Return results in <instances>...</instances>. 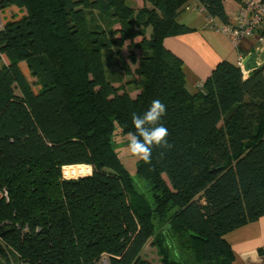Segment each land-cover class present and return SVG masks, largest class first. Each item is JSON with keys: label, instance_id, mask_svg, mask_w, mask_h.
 I'll list each match as a JSON object with an SVG mask.
<instances>
[{"label": "trees", "instance_id": "16d2710c", "mask_svg": "<svg viewBox=\"0 0 264 264\" xmlns=\"http://www.w3.org/2000/svg\"><path fill=\"white\" fill-rule=\"evenodd\" d=\"M189 1L144 0L135 13L126 0H0L1 12L23 13L0 28V259L154 264L149 245L160 264H234L226 234L264 216V68L245 77L225 60L189 93L183 61L164 46L192 32L178 23ZM198 2L230 24L225 0ZM126 42L140 51L135 98L107 69ZM155 99L171 148L138 161L150 201L112 140ZM80 165L91 174L63 179Z\"/></svg>", "mask_w": 264, "mask_h": 264}, {"label": "crops", "instance_id": "0c3cea01", "mask_svg": "<svg viewBox=\"0 0 264 264\" xmlns=\"http://www.w3.org/2000/svg\"><path fill=\"white\" fill-rule=\"evenodd\" d=\"M230 2L232 3L231 8L228 7ZM224 5L230 24H236L238 2L236 0H225ZM6 11L10 12V17L4 16V22L9 21L11 16L20 10L12 7ZM22 14L21 12L19 16ZM178 23L190 28L192 32L168 37L164 40V46L183 61L186 89L191 94L198 91L214 68L222 61L227 60L239 65L241 57L245 59L248 56H253L259 65L264 64L261 61L264 53L261 55L256 50L255 38L242 39L240 48L236 50L226 36L210 29L208 14L198 0H190L182 8L178 16ZM216 23L222 24L219 19H216ZM3 63L4 60L0 56V66ZM136 65H138V62ZM66 169L70 170V176L77 175L72 174V169L76 170L75 166ZM69 170L66 172L68 173ZM78 174H80V171ZM225 240L232 248L234 264H264V216L256 222L249 223L226 234Z\"/></svg>", "mask_w": 264, "mask_h": 264}, {"label": "rangeland", "instance_id": "374dc122", "mask_svg": "<svg viewBox=\"0 0 264 264\" xmlns=\"http://www.w3.org/2000/svg\"><path fill=\"white\" fill-rule=\"evenodd\" d=\"M126 1H127L126 3L128 5V7H130L132 10H134L135 13L140 12L144 8L147 7V4L144 2V0H126ZM231 5H232V3L230 2L228 4V7L231 8ZM1 13H3V14H1L2 22L4 21V16L10 17L9 11L5 10L4 12H1ZM20 13H21V11L16 12L15 15L18 16ZM136 25H137V27L141 28V26H139L137 23H136ZM118 28H119V25L117 23H115V24L113 23V25L111 26L112 32H114V31L116 32V30ZM151 30H152L151 28L145 29V33H146V36L148 38L151 35V32H152ZM141 40H142L141 36L136 37V39L134 40V43H139ZM119 52L121 53L122 60H119L116 55H113V54L111 55V52H109L110 56L108 55L107 59H106L107 60L108 74L112 77H117L118 83L115 84L116 87H120V86L125 87V89L131 93V96L133 98H135L139 94V90H137L135 85L132 84L131 82L137 78L134 75V71L138 68V65H136V63L131 60V53H135V55L137 57H139L140 51L137 50L135 52V50H132L130 42H126L125 46ZM114 53H117V49H114ZM121 64H126L130 68V70L132 72L131 76H128L125 74V72L118 70L119 67L121 66ZM23 69L26 71V74L29 77V74L27 72V68H26L25 64H23ZM30 80H32V79L30 78ZM112 141H113L115 151L118 153L122 163L124 164L125 168L129 171V173L131 174V176L133 178L135 188L140 193L145 194L147 196V198L150 201H152V194L149 191V188L147 186L146 181L139 178L137 173H136L137 164H138L139 160L135 157H132L131 155H129L125 151V147H126V143H127V134H124L121 131V129L116 128L114 131ZM68 167H74V166H68ZM78 167L81 169H79ZM66 168L67 167L63 168V170H62V177H63V179H66V180H77V179H80L83 177H87L92 172V169L89 166H81L80 165V166H75L76 170L72 169V174L73 175L77 174V175L76 176H70V174H69L70 170L66 169ZM67 170H69L68 173L66 172ZM79 171H80V174H78ZM78 175H80V176H78ZM143 258L147 259L148 261H150L154 264H160V257L158 255L157 250L155 248L149 246V245L145 248V250L143 252ZM0 261L2 264H18V262L16 263V261L14 260L13 255H10V254L7 257V259L1 258Z\"/></svg>", "mask_w": 264, "mask_h": 264}, {"label": "clouds", "instance_id": "9594fccd", "mask_svg": "<svg viewBox=\"0 0 264 264\" xmlns=\"http://www.w3.org/2000/svg\"><path fill=\"white\" fill-rule=\"evenodd\" d=\"M165 115L166 105L159 99L153 100L148 110L142 115L132 113L131 120L135 131L127 133L125 151L145 164H151L154 147L171 148L167 140L168 129L161 123Z\"/></svg>", "mask_w": 264, "mask_h": 264}, {"label": "built area", "instance_id": "2783aa9c", "mask_svg": "<svg viewBox=\"0 0 264 264\" xmlns=\"http://www.w3.org/2000/svg\"><path fill=\"white\" fill-rule=\"evenodd\" d=\"M238 4L236 24H217L216 18L208 16V26L210 29L226 36L236 50L240 48L242 39L255 38V48L262 55L264 53V34H261L260 31L264 26V3H262V0H241ZM2 26L0 11V28ZM243 60L241 57L239 66L244 76L247 77L250 73L244 71ZM261 61L264 63L263 55ZM103 264H108V262L104 260Z\"/></svg>", "mask_w": 264, "mask_h": 264}, {"label": "water", "instance_id": "95a60500", "mask_svg": "<svg viewBox=\"0 0 264 264\" xmlns=\"http://www.w3.org/2000/svg\"><path fill=\"white\" fill-rule=\"evenodd\" d=\"M262 3H264V0H262ZM243 69L245 72H256L260 68H264V64L259 65L255 57L248 56L244 59L242 62Z\"/></svg>", "mask_w": 264, "mask_h": 264}]
</instances>
